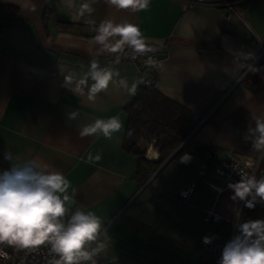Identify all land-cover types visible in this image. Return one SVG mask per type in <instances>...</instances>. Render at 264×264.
I'll return each mask as SVG.
<instances>
[{"label":"crops","instance_id":"crops-1","mask_svg":"<svg viewBox=\"0 0 264 264\" xmlns=\"http://www.w3.org/2000/svg\"><path fill=\"white\" fill-rule=\"evenodd\" d=\"M92 7L97 24L105 19L134 23L157 48L146 55L154 62L148 72L162 95L190 111L186 138L207 147L214 160L225 152L244 162L260 155L257 178L264 177V152L253 151L251 141L244 140L249 125L254 126L252 114L264 118V72L251 70L243 77L257 53L254 38L264 43V0H238L236 14L171 0H151L148 9L136 13L117 10L104 0ZM75 11L65 0H0V171L10 168L3 159L9 151L21 159L39 158L63 173L70 193L75 190L69 215L78 207L91 210L107 231L100 240L107 248L96 259L109 258L119 242L162 249L171 256L177 252L198 264H218L196 257L195 249L203 233L215 229L203 220L204 210L212 206L230 218L237 205L233 191L223 188L216 195L208 189L204 181L217 184L209 175L211 167L195 157L186 165L191 155L147 169L146 178L138 174L136 157L123 146L126 107L135 96L110 85L108 92L89 101L87 89L85 95L75 94L65 77L82 78L97 59L139 86L143 61L137 65L121 56L117 65L114 54L96 56L90 43L95 33L84 19H73ZM76 110L78 118L69 120L67 114ZM112 116L123 124L112 140L79 135L84 125ZM146 152L147 160L158 159L152 143ZM150 153H156V160ZM97 154L98 162H88L89 155ZM201 169L207 171L190 198L180 199L178 193Z\"/></svg>","mask_w":264,"mask_h":264},{"label":"clouds","instance_id":"clouds-1","mask_svg":"<svg viewBox=\"0 0 264 264\" xmlns=\"http://www.w3.org/2000/svg\"><path fill=\"white\" fill-rule=\"evenodd\" d=\"M96 0H65L69 9H76L74 20L84 19L95 35L91 45L96 56L114 54L115 64L121 56L130 55L136 60L154 53L157 48L143 35L138 25L130 22L116 23L112 19L97 22L91 18ZM117 10L136 13L148 9L151 0H104ZM154 63L151 57L145 61ZM255 71V69H253ZM92 83L89 86L88 80ZM66 85L75 94L85 95L95 101L97 94L108 92L109 86L135 96L138 82L129 84L118 70L102 67L97 59L90 62L88 71L76 81L65 77ZM71 85V87L69 86ZM76 120L79 111L67 114ZM254 126L249 125L244 140L251 141L252 150L264 152V118L252 114ZM119 116L96 119L84 125L81 137L102 135L112 140L122 130ZM182 158V161L188 159ZM3 159L10 168L0 171V258H7L4 247L16 250H35L47 246L52 258L48 264H97L96 257L105 252L107 244H100L107 231L101 218L91 210L77 208L69 215V206L75 203V190L70 193L71 183L53 166L39 158L21 159L5 151ZM101 156H88V162H98ZM240 180L230 183L233 201H243L253 208L258 201L264 202V177L238 171ZM250 198V199H249ZM240 213L237 212V217ZM239 234L229 240L222 250L218 264H264V219H249L238 225ZM205 238V243H209Z\"/></svg>","mask_w":264,"mask_h":264},{"label":"built area","instance_id":"built-area-1","mask_svg":"<svg viewBox=\"0 0 264 264\" xmlns=\"http://www.w3.org/2000/svg\"><path fill=\"white\" fill-rule=\"evenodd\" d=\"M171 1L184 4L188 7L212 6L223 8L228 12L236 14L235 5L238 0ZM253 41L257 48V53L253 58L248 60V65L243 73V77L247 76L253 69L264 72V68H257L259 63H264V43L259 42L256 38H254ZM147 58L148 56H145L133 60L131 59L130 55L123 56L124 60L133 62L135 64L146 61ZM143 85H152L149 78H145L143 80ZM260 158V155H257L251 161L244 162L237 158L233 153L225 152L220 156V158L216 160V163L209 170V175L217 181V184L204 181V185L217 195L222 191L223 188H229L228 185L230 183H236L240 180L238 171H244L257 177ZM181 159L182 157L180 160ZM192 162L193 156H189V163H186V165H190ZM205 171L207 170L201 169L198 171L194 181L188 186V188L178 193V197L180 199L188 200L190 198L195 186V182L204 175ZM262 203L264 202H260L258 199L253 208H248L245 206V202L237 200L236 210L230 218L223 217L217 213L212 206L204 210L203 220L205 222H212L215 224V229L203 233L195 249L196 257L200 259H212L218 262L226 243L234 236L239 234L238 225L242 223L243 218L246 217L251 211L257 209ZM237 212L240 213L239 217H237ZM205 238H208L210 242L205 243ZM4 250L8 253V257L6 259L0 258V264H48V261L52 258L47 246H41L35 250H16L12 247H4Z\"/></svg>","mask_w":264,"mask_h":264},{"label":"trees","instance_id":"trees-1","mask_svg":"<svg viewBox=\"0 0 264 264\" xmlns=\"http://www.w3.org/2000/svg\"><path fill=\"white\" fill-rule=\"evenodd\" d=\"M2 29L0 26V32ZM148 67L149 64L140 69L141 84L137 88L133 102L126 107L127 126L123 146L128 153L136 157L138 174L142 173V177L146 178L149 175L147 169L156 170L179 147L172 160L191 155L212 167L216 160L212 159L210 150L186 139L185 127L191 115L190 111L156 89ZM145 78H149L152 85H143ZM140 139L152 143L153 149L158 153L156 161L145 158L144 150L138 147ZM246 219H264V203L251 211Z\"/></svg>","mask_w":264,"mask_h":264},{"label":"rangeland","instance_id":"rangeland-1","mask_svg":"<svg viewBox=\"0 0 264 264\" xmlns=\"http://www.w3.org/2000/svg\"><path fill=\"white\" fill-rule=\"evenodd\" d=\"M144 66L145 62L143 61L141 68ZM138 147L144 150L145 158L147 159L148 142L140 139ZM97 264H198V261L196 259L191 260V258L182 256L177 252L171 256L170 253L168 254L162 249L155 250L142 244L139 246L134 243V246H131V244L127 245L118 242L111 248L110 257L104 261L97 259Z\"/></svg>","mask_w":264,"mask_h":264},{"label":"water","instance_id":"water-1","mask_svg":"<svg viewBox=\"0 0 264 264\" xmlns=\"http://www.w3.org/2000/svg\"><path fill=\"white\" fill-rule=\"evenodd\" d=\"M262 67H264V63L261 62V63H259V65L257 66V68H262ZM186 139H188V138H186ZM179 149H180V147L173 152V154L161 165V167H163L166 163H168L169 161H171L173 159V157L177 154V152L179 151Z\"/></svg>","mask_w":264,"mask_h":264},{"label":"bare ground","instance_id":"bare-ground-1","mask_svg":"<svg viewBox=\"0 0 264 264\" xmlns=\"http://www.w3.org/2000/svg\"><path fill=\"white\" fill-rule=\"evenodd\" d=\"M150 151H151V150H150ZM150 155H151V157H150L151 160H156V157H157V156H156V153H150ZM150 155H149V156H150Z\"/></svg>","mask_w":264,"mask_h":264}]
</instances>
